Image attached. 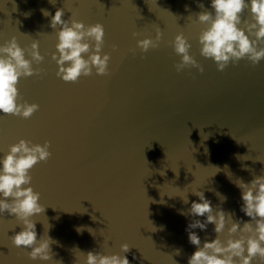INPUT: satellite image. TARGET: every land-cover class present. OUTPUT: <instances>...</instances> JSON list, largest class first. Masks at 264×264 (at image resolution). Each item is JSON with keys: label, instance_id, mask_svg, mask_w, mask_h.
Returning <instances> with one entry per match:
<instances>
[{"label": "water", "instance_id": "1", "mask_svg": "<svg viewBox=\"0 0 264 264\" xmlns=\"http://www.w3.org/2000/svg\"><path fill=\"white\" fill-rule=\"evenodd\" d=\"M61 8L65 20L104 25L110 75L93 70L76 83L57 77L59 27L50 22ZM205 9L213 11L211 0H0V46L15 36L28 50L38 40L45 57L33 62L42 76L18 85L21 102L37 103L39 111L30 119L0 113V160L20 139L51 142L52 156L31 170L29 186L45 207L32 217L38 239L57 242L53 260L33 261L30 249L10 239L20 222L0 214V264H86L89 251L127 255L130 264H188L197 249L186 228L206 219L187 214L201 202L195 191L235 221H250L234 182L264 175V60L253 66L242 59L219 71L200 54L206 25L197 14ZM243 16L250 20V10ZM158 28L160 47L142 52L137 40L155 38ZM181 33L203 73L176 71L181 57L172 42ZM214 227L194 229L201 246L216 238ZM220 238H228L227 227ZM124 243L128 253L121 252Z\"/></svg>", "mask_w": 264, "mask_h": 264}, {"label": "clouds", "instance_id": "2", "mask_svg": "<svg viewBox=\"0 0 264 264\" xmlns=\"http://www.w3.org/2000/svg\"><path fill=\"white\" fill-rule=\"evenodd\" d=\"M198 7L204 9L202 3ZM211 9L213 11L205 9L197 14L199 22L206 25L199 35L200 54L203 57L214 60L221 72L230 63L235 64L242 59L249 60L253 66L264 60V0H211ZM245 10H250V20L244 19ZM42 11L45 16L51 15L47 10ZM63 17L64 9H57L50 22L51 28L59 27L56 44L58 55L52 54V59L59 66L57 77L66 83H76L82 76L93 75V70L96 75H110L111 54L103 53L104 25L96 23L86 26L81 21L65 20ZM132 35L137 37L140 33L133 32ZM162 38L163 32L158 28L155 38L139 39L137 47L147 53L150 49L159 48ZM172 47L181 57L175 64L177 72L186 68H197L200 73L204 72V67L190 54L191 44L183 33L175 37ZM26 52L31 59L26 58ZM44 59L38 40L28 50L19 45L15 36L0 46V113L30 119L39 111V104L21 102L18 85L21 78L42 76L45 70L34 68L33 62L40 64ZM50 147V141L41 145L20 139L10 146L8 153L0 160V214L14 216L20 222L22 230L10 239L17 248L30 249L26 254L33 261L53 260L51 246L57 243L48 235L47 238L38 239L32 217L44 213L45 207L39 203L41 194L29 186L32 182L31 170L38 163L51 158ZM234 183L241 190V211L251 218L250 221H235L234 213L225 212L222 207L214 209L203 191L192 192L201 202L193 201L187 214L206 219H194L186 228L189 242L197 249L189 257L188 264H253L257 258L260 264H264V175L255 176L250 183L242 179ZM217 195L222 201L227 199L219 193ZM182 198L187 204V195ZM210 224L215 226L217 236L201 246V238L194 229L206 231ZM226 227L228 238L222 240L220 236ZM88 231L94 233L90 228ZM130 249L127 243L121 245L122 253H128ZM86 264H130V261L127 255L119 253L105 255L89 251L86 253Z\"/></svg>", "mask_w": 264, "mask_h": 264}]
</instances>
